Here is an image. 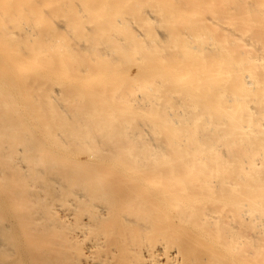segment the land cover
Instances as JSON below:
<instances>
[{
  "label": "bare ground",
  "instance_id": "6f19581e",
  "mask_svg": "<svg viewBox=\"0 0 264 264\" xmlns=\"http://www.w3.org/2000/svg\"><path fill=\"white\" fill-rule=\"evenodd\" d=\"M0 264H264V0H0Z\"/></svg>",
  "mask_w": 264,
  "mask_h": 264
}]
</instances>
